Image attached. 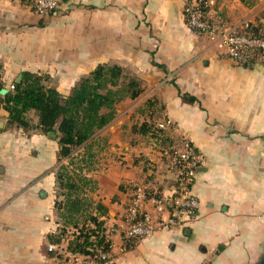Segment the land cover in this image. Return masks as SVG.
Listing matches in <instances>:
<instances>
[{
  "label": "crops",
  "instance_id": "crops-1",
  "mask_svg": "<svg viewBox=\"0 0 264 264\" xmlns=\"http://www.w3.org/2000/svg\"><path fill=\"white\" fill-rule=\"evenodd\" d=\"M184 2L65 0L40 16L27 0H0L1 81L8 90L32 71L48 74L68 95L105 63L143 80L140 96L117 103L112 121L91 139L99 152L86 173L94 186L83 190L91 215L102 203L107 212L99 219L124 225L137 185L166 197L169 215L177 173L160 153L168 145L139 132L142 122L170 118L167 144L188 139L202 156L192 186L196 218L127 242L117 233L114 260L104 264H257L264 254V60H232L188 25ZM212 9L229 24H259L264 0H213ZM150 99L154 108L141 114ZM8 115L0 108V264H61L48 248L60 217L58 138L37 127L33 111L29 130L9 126ZM145 207L158 214L151 201Z\"/></svg>",
  "mask_w": 264,
  "mask_h": 264
},
{
  "label": "trees",
  "instance_id": "trees-1",
  "mask_svg": "<svg viewBox=\"0 0 264 264\" xmlns=\"http://www.w3.org/2000/svg\"><path fill=\"white\" fill-rule=\"evenodd\" d=\"M260 28V24L252 26L254 33H258ZM1 72L0 63V90L4 87ZM12 85L6 94L0 92V108L8 111L9 126L31 129L34 125L30 112L33 111L38 117L37 127L44 133L56 135L59 142L56 208L60 217L55 233L49 236L50 242L61 243L66 234L74 229L68 250L94 255L98 248H107L109 242L103 233L104 222L98 216L107 212L106 206L97 203L98 214L91 215L92 202L83 192L85 187H93L95 183L86 175L92 167L89 160L93 156L90 151L93 144L91 139L112 121L117 103L140 96L144 90L143 80L126 72L118 64L105 63L83 76L68 95L50 84L48 74L32 71H24L22 80ZM181 96L184 101H196L195 96L186 93ZM154 106L155 101L150 99L138 111L145 114L152 111ZM157 122L146 120L139 125L138 131L151 135L163 145L173 146L167 144L165 129H158ZM81 163L84 166H80ZM147 192L148 196L153 195L149 190ZM51 252L57 258L63 257L57 250Z\"/></svg>",
  "mask_w": 264,
  "mask_h": 264
},
{
  "label": "built area",
  "instance_id": "built-area-1",
  "mask_svg": "<svg viewBox=\"0 0 264 264\" xmlns=\"http://www.w3.org/2000/svg\"><path fill=\"white\" fill-rule=\"evenodd\" d=\"M65 0H27L32 9L40 16H47L56 12ZM213 0H185L184 14L188 25L201 34L208 36L220 46H224L227 55L234 61L252 62L264 60V14L259 19L261 28L258 33L252 30L255 24L245 21L240 26L229 24L212 9ZM13 87V85H12ZM170 118L159 120L158 129H167L171 125ZM160 153L168 159L170 166L177 173L173 204L167 217L164 212L168 209L166 197L148 196L145 186L137 185L125 214L124 225L106 224L103 233L109 245L100 247L94 255H85L68 250V242L74 229L66 234L61 243L50 242V251L57 250L63 254L59 258L61 264H104L114 260L112 248L113 235L122 233L124 241L137 240L151 235L156 229L171 226H185L193 221L199 210V200L194 194L192 186L196 178L197 168L202 162V156L194 144L183 139L179 145L161 147ZM149 200L154 204L155 212L145 207ZM160 214V215H159ZM93 226V225H91Z\"/></svg>",
  "mask_w": 264,
  "mask_h": 264
},
{
  "label": "rangeland",
  "instance_id": "rangeland-1",
  "mask_svg": "<svg viewBox=\"0 0 264 264\" xmlns=\"http://www.w3.org/2000/svg\"><path fill=\"white\" fill-rule=\"evenodd\" d=\"M94 145L95 144L93 143L92 146H91V150H90L91 153L93 154V156L91 157V159H89L91 161V165L90 166H96V163H97V160H98V157L97 156H98L99 152L96 150V149H98V147H96ZM80 166H84V164L81 163Z\"/></svg>",
  "mask_w": 264,
  "mask_h": 264
},
{
  "label": "water",
  "instance_id": "water-1",
  "mask_svg": "<svg viewBox=\"0 0 264 264\" xmlns=\"http://www.w3.org/2000/svg\"><path fill=\"white\" fill-rule=\"evenodd\" d=\"M22 77H23V73H20L16 79V82H20L22 80ZM1 94H6L8 92V89L6 87H3L1 90H0Z\"/></svg>",
  "mask_w": 264,
  "mask_h": 264
},
{
  "label": "flooded vegetation",
  "instance_id": "flooded-vegetation-1",
  "mask_svg": "<svg viewBox=\"0 0 264 264\" xmlns=\"http://www.w3.org/2000/svg\"><path fill=\"white\" fill-rule=\"evenodd\" d=\"M257 264H264V254Z\"/></svg>",
  "mask_w": 264,
  "mask_h": 264
}]
</instances>
